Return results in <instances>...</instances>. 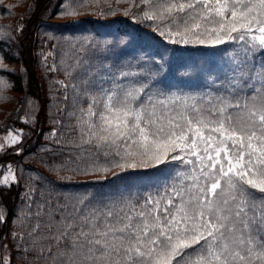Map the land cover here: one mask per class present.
Segmentation results:
<instances>
[{
  "label": "snow or ice",
  "instance_id": "snow-or-ice-1",
  "mask_svg": "<svg viewBox=\"0 0 264 264\" xmlns=\"http://www.w3.org/2000/svg\"><path fill=\"white\" fill-rule=\"evenodd\" d=\"M121 2L130 5L125 16L138 8L135 19L151 22L169 44L234 47L223 50L226 64L211 82L216 91L199 93L158 89L162 66L147 65L116 73L104 65L100 80H111L104 87L93 79L87 52L106 56L108 44L66 53L68 83H58L79 104L70 115L83 154L72 171L156 168L163 176L143 196L100 199L85 191L63 206L41 205L24 251L45 264H264V63L253 62L264 53V0ZM87 3L99 0H78L77 8ZM77 8L63 14L77 15ZM10 87L0 77V95ZM19 139L10 134L8 144ZM15 179L9 167L0 184Z\"/></svg>",
  "mask_w": 264,
  "mask_h": 264
},
{
  "label": "trees",
  "instance_id": "trees-1",
  "mask_svg": "<svg viewBox=\"0 0 264 264\" xmlns=\"http://www.w3.org/2000/svg\"><path fill=\"white\" fill-rule=\"evenodd\" d=\"M77 2L0 0V59L5 66L0 68V77L7 79L10 91L19 95L16 102L7 100L4 93L0 95V102L7 101L9 105L5 115L0 116V131L13 130L20 136L19 144L0 150L1 166L6 160L18 174L15 183L0 185V206L6 211L7 202L23 205L19 213L11 211L0 221V258L6 248L9 264H29L23 259L28 255L34 260L36 255L24 249L30 248L28 233L37 222L35 213L41 205L50 201L52 206H63L85 191L100 199L120 194L143 196L153 191L163 176L156 168L123 174L116 169L107 176L72 171L83 164V154L77 155L79 150L74 147L76 121L70 115L79 104H74L72 89L58 83H68L63 70L66 53L87 48L89 42L96 49L108 44L110 51L106 56L99 51L93 54L92 49L87 52L97 71L93 79L104 87L111 86V80H100L106 74L104 65L111 66L112 73L127 64L136 68L147 65L162 66L153 82L158 89L199 93L216 91L211 82L221 75L218 69L226 64L227 53L223 50L234 47L224 44L210 49L169 44L147 26L151 22L135 19L138 8H132L125 16L130 5L117 0H99L98 6L87 3V9L74 16L63 14L68 8H77ZM109 8L115 14H102L108 13ZM253 62L257 66L264 63V53H256ZM45 145L49 148L43 152ZM12 156L14 159H10ZM24 167L37 170L36 177H25Z\"/></svg>",
  "mask_w": 264,
  "mask_h": 264
},
{
  "label": "rangeland",
  "instance_id": "rangeland-1",
  "mask_svg": "<svg viewBox=\"0 0 264 264\" xmlns=\"http://www.w3.org/2000/svg\"><path fill=\"white\" fill-rule=\"evenodd\" d=\"M87 5V4H86ZM77 6V5H76ZM85 9H87V7H79L78 8V10H77V12H80V11H83V10H85ZM1 32L2 33H5V30L4 29H2L1 30ZM93 59V58H92ZM91 58H89V60H92ZM7 91L10 93V95H8L7 93H6V91H4L3 93L6 95V98H7V100H11V98L13 99V101L14 102H16V100H18L19 101V95L18 94H16V93H13L12 91H10V89L8 88L7 89ZM31 104H33V103H27L26 105H31ZM8 109H9V105H8V103H7V101H1L0 102V116H3V115H5V113H6V111H8ZM18 135L19 136V134L17 133V132H15V131H13V130H8V131H0V150H4V149H6L7 147H9V146H11V145H13V144H11V145H9L8 144V138H9V135ZM19 138H20V136H19ZM19 144V143H18ZM49 148V146L48 145H45L44 147H43V149H42V151L44 152V151H46L47 149ZM13 149H15V148H13ZM13 149H11V150H13ZM20 150V148L18 149V150H16V151H19ZM57 153V152H56ZM10 159H14V157L12 156ZM9 167H10V165H7V161L5 160L4 161V164H3V166H1V163H0V180H2L3 179V176H5V175H7L8 174V169H9ZM11 168V167H10ZM11 171H12V173L15 175V177L17 178V176H18V174L15 172V170H13V168H11ZM24 174H25V177H29L30 179H34L35 177H36V174H37V170H29V169H27V168H25L24 167ZM39 177H41V175L39 174L38 175ZM15 181H16V179H15ZM15 181H9V183L7 184V185H10L11 183H15ZM32 181V180H31ZM30 181V182H31ZM0 185H4V184H0ZM7 206V207H6ZM5 207H6V211L2 208V206H0V211H2V213H3V216H4V219L3 220H5L6 218H7V216H8V214H9V212H11V211H16L17 213H19L20 211V209L21 208H23V205H17L16 203H14V204H11V203H9V202H7V204L5 205ZM7 209H9V210H7ZM15 223H18V221L16 220V219H12ZM0 225H1V222H0ZM29 245H30V243H29ZM24 256H25V254H23ZM31 257H32V255H28V256H25V257H23V259L27 262V263H29V264H45V262L42 260V259H37V257L35 256V258H34V260H32L31 259ZM8 251L6 250V248H4V250H3V253H2V260H6V261H8ZM20 261V260H19Z\"/></svg>",
  "mask_w": 264,
  "mask_h": 264
}]
</instances>
